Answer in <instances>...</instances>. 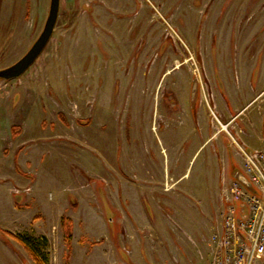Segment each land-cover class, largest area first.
Instances as JSON below:
<instances>
[{
	"label": "rangeland",
	"instance_id": "1",
	"mask_svg": "<svg viewBox=\"0 0 264 264\" xmlns=\"http://www.w3.org/2000/svg\"><path fill=\"white\" fill-rule=\"evenodd\" d=\"M50 3L32 41L23 35L1 46L0 70L30 50ZM31 19L35 25L38 17ZM263 88L264 0H60L41 55L21 77L0 78V124L11 131L0 148V264H35L6 231H51L67 215L76 220L77 235L95 229L115 236L126 227L127 200L145 213L162 212L148 195L162 194L164 202L166 170L176 179L186 174L183 193L168 210L170 223L180 221L198 241L207 237L222 208L224 175L233 179L234 161L245 173L233 149L238 127L224 130L207 104L218 110L247 105L239 122L244 141L253 145ZM200 93L205 106L190 119L186 104L193 106ZM21 122L30 135L15 141L22 128L15 125L14 133L11 127ZM217 129L218 137L195 154ZM223 144L231 146L217 159ZM71 227L69 218L61 222L63 234ZM26 234L36 239L42 259L49 254L43 235Z\"/></svg>",
	"mask_w": 264,
	"mask_h": 264
},
{
	"label": "crops",
	"instance_id": "2",
	"mask_svg": "<svg viewBox=\"0 0 264 264\" xmlns=\"http://www.w3.org/2000/svg\"><path fill=\"white\" fill-rule=\"evenodd\" d=\"M29 6L31 7L30 12ZM47 6L48 0H0V59L2 58L1 46L8 40L25 35V37L32 41V38H34L35 34L41 27L40 17L42 16V13L46 11ZM40 7L42 8L41 11ZM33 15L38 17L37 22L35 25L28 24V22L32 20L31 17ZM38 81L39 80L31 85L37 84ZM262 93H264V88L258 93L256 97L261 96ZM205 98H207V96L204 93H200L193 106L186 104L187 106L185 107V110L188 111L187 114L190 119H193L194 115H198L200 112H202L203 107L205 106ZM263 98L264 97H261V99ZM4 101L5 100H0V108L4 105ZM252 102L253 100L250 101V103ZM246 107L247 105H237V102H235L233 104L227 105L226 108L220 107L218 110L217 104L214 102L212 107L207 104L206 108L208 115H210L209 111L212 112V108H214L220 117L219 120L223 124H227L228 126L236 125L238 127L237 135L239 143H237V146H235L237 148L233 146L232 147L235 150L236 155L240 158L239 160L243 166L245 163V158L243 157L242 153L239 152L241 148L248 151H255L261 150L264 147V110L261 113V127H259L257 130L258 134L255 132L250 134L254 138L253 145L249 142L246 143V141L243 139V134L245 131L240 125L239 117L245 113ZM46 121L47 120H44V122ZM247 123L250 126L253 125L251 119L247 120ZM15 125L21 126L22 128L18 138H15V141H18L20 138V140L26 139V137H28L27 135H30V130L26 123L21 122L19 124H12L11 130L13 132H17V127H15ZM42 125L43 123L41 126ZM8 126H2V124H0V148L6 147V140L5 138L3 139V134L5 132L6 135L10 131V126ZM218 130L219 129L214 131L206 139H202L203 141L196 148L195 154H198L204 144H206L210 139H215V137H218L220 133ZM21 145L22 144H20V146ZM227 145L223 144L221 147H216L215 152L217 153V159L221 157V154L226 155L227 148L231 146L230 144ZM248 146L252 148L248 149ZM232 163L234 166L233 179H228L226 174L223 177L224 186L222 187V208H219L220 212L217 211L219 218H216V221L212 228H210L207 237H199L200 241H198V237L196 236L197 234L195 233L196 235H192L189 232L190 230L180 221L178 223H170L172 220H174V218L168 214V210L174 205V200L182 195V189L184 188V185L182 186L181 179L186 174L181 175L178 179H176L170 174L168 170H166L164 173L165 180L162 184L164 202H160L162 194L158 196V199L156 198L154 192L148 195L149 203L153 204L152 206L155 207L157 211L162 212L157 213L154 211V213H145L143 206L138 207L133 200L131 202L127 200L126 227L124 230L117 231L115 236L109 232L107 234H101L95 229L81 231L77 235L76 220L67 215H60L59 219H56L57 224L53 222L51 231H41L29 226L20 231L9 232L17 235V233L22 234L23 231H33L43 235V237H45L51 244V249L49 250V254H47L48 264H101L103 260L111 262L110 264H213L214 258L219 251V243L222 236L224 217L229 213L232 207L237 212L239 208V202L234 200L235 198L230 191V187L232 188L233 184L237 181L235 174H237V172L243 173V170H239V162L234 161ZM17 165L18 166H16L15 169L19 172L17 169L21 166L19 164ZM23 172L27 173L28 171L24 170ZM243 174L246 176L245 173ZM20 182L21 181H18L17 184L21 186ZM13 204L16 208L23 207L21 205L22 202L19 204L13 202ZM25 204L29 205V203ZM116 204L118 203L113 204L114 208H116ZM143 204L144 202H142V205ZM150 214H153V216ZM63 218H69L73 224L72 237L69 244L66 242L61 229V222ZM117 220L120 219L118 218ZM53 227L58 228L57 235L54 234ZM54 237L58 238L57 245H53ZM124 255L127 257V259L123 258ZM31 263L33 264V262Z\"/></svg>",
	"mask_w": 264,
	"mask_h": 264
},
{
	"label": "built area",
	"instance_id": "3",
	"mask_svg": "<svg viewBox=\"0 0 264 264\" xmlns=\"http://www.w3.org/2000/svg\"><path fill=\"white\" fill-rule=\"evenodd\" d=\"M217 120L227 129V124ZM241 153L245 158L244 172L255 192L239 182L232 186L239 208L237 212L232 207L224 217L219 251L213 264H264V147L255 151L241 148Z\"/></svg>",
	"mask_w": 264,
	"mask_h": 264
},
{
	"label": "water",
	"instance_id": "4",
	"mask_svg": "<svg viewBox=\"0 0 264 264\" xmlns=\"http://www.w3.org/2000/svg\"><path fill=\"white\" fill-rule=\"evenodd\" d=\"M60 11V0H51V6L45 27L32 45L30 50L15 64L0 70V78L5 80H12L21 77L41 55L49 40L51 39ZM235 178L245 185L249 190L253 191V186L248 178L241 172L235 174Z\"/></svg>",
	"mask_w": 264,
	"mask_h": 264
},
{
	"label": "trees",
	"instance_id": "5",
	"mask_svg": "<svg viewBox=\"0 0 264 264\" xmlns=\"http://www.w3.org/2000/svg\"><path fill=\"white\" fill-rule=\"evenodd\" d=\"M59 115H60L59 117L64 122H66V119L61 115V113ZM18 170H19V168H18ZM65 221H66V218H64L62 222L64 223ZM6 233L8 235H10L11 237L15 238L16 240H18L23 245V247L28 251L31 259L35 262V264H46V262L48 261L47 255L45 254L43 259H42V257H40L41 252H40L38 246L35 244L36 239L34 237L30 236L29 234H26V235L18 234V235H16V234L11 233L9 231H6ZM64 236H65L66 242L69 244L71 237H72V227L65 229ZM43 240L45 243H48V240L45 237H43Z\"/></svg>",
	"mask_w": 264,
	"mask_h": 264
}]
</instances>
